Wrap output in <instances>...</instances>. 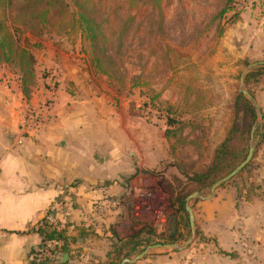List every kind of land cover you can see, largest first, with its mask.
Masks as SVG:
<instances>
[{
    "label": "rangeland",
    "instance_id": "rangeland-1",
    "mask_svg": "<svg viewBox=\"0 0 264 264\" xmlns=\"http://www.w3.org/2000/svg\"><path fill=\"white\" fill-rule=\"evenodd\" d=\"M129 1L89 0L92 16L110 40L116 38L118 26L128 15L135 14L123 45L126 51L122 57L124 64L118 60L120 73H115L112 79L94 71L88 44L77 34L50 32L40 38L27 36L33 44L30 49L36 60L34 69L40 89L44 88L46 79L50 84L54 81L58 85L54 70L61 69L67 77L76 76L80 85L88 84L94 95L103 96L107 103L115 105L116 117L125 124L123 128L128 135L130 131L126 125L129 122L140 135L138 144L129 143L124 148L133 151V164L139 166L134 168L136 172L121 180L119 193L109 195L107 215L101 220L104 222L99 221L100 236L94 240L100 248H108L114 243L109 233L114 224L122 232V238L137 233L138 241L149 242L143 244L139 252L154 244L183 245L191 237L182 250L187 251L200 243L213 247L215 235L210 229L228 225L237 230L234 236L245 244L244 248L219 252L220 257H227L230 264H244L249 259L250 264H264V244L260 249L264 239V67L261 68L264 66V0H235L233 8L238 15L233 20L230 13L221 12L226 6L225 0H184L182 4L172 0L163 7L165 18L159 31L156 25L152 26L156 16L145 10L147 5L143 0H135L136 9L128 7ZM147 38L150 40L145 41ZM1 68L9 69L5 65ZM244 70H247L244 79L258 70L247 83L261 113L254 123L252 135L254 159L248 168L214 191L220 199L235 203L238 215L243 218L235 219V211H230L224 218L210 215L203 218L202 200H192L194 231L191 233L187 220L168 209V202L174 195L170 191H177L178 184L185 182L179 169L188 173L192 168L206 164L204 159L208 162L211 158V147L221 141L231 119L235 92L239 91V79ZM67 83L73 85L72 81ZM243 88L246 89L244 81ZM191 90L200 92L202 98L200 103L187 106L183 97ZM62 98L63 94L59 96ZM167 114L179 122V127L183 126L181 138H165ZM239 119H243L242 112ZM171 145L176 146L174 153ZM125 158L130 160L127 155ZM154 162L158 165L153 167ZM210 187L196 192L206 196ZM172 216L175 217L177 237L168 240ZM255 224H259L262 231L251 227H256ZM227 233L222 238L223 247L229 246L225 239ZM252 233L254 238L247 239L246 236ZM247 243L251 244L248 249ZM172 251L166 247L154 248L145 257ZM145 257L133 264L144 263Z\"/></svg>",
    "mask_w": 264,
    "mask_h": 264
},
{
    "label": "crops",
    "instance_id": "crops-1",
    "mask_svg": "<svg viewBox=\"0 0 264 264\" xmlns=\"http://www.w3.org/2000/svg\"><path fill=\"white\" fill-rule=\"evenodd\" d=\"M54 71L58 85L46 79L43 89L37 85L26 97L18 77L9 69H0V264H31L40 243L32 229L53 203L61 206L57 215L66 222L69 252L46 264L105 261L111 245L100 248L94 240L100 236L99 221L104 222L101 220L107 215L109 195L119 193L121 180L139 166L133 164V151L124 149L129 143H139L132 122L126 125L128 135L125 124L116 117L115 105L94 95L88 84L80 85L76 76L67 77L61 69ZM61 94L64 98L59 99ZM46 100L49 106L42 109ZM31 111L41 113L38 122L23 127V118ZM200 202L203 218H224L230 211H235V219L243 218L236 204L220 199L218 192ZM255 226L251 225L262 231L259 224ZM227 227L210 229L215 235L213 247L200 243L187 251L149 254L142 264H230L219 252L244 248L245 242L235 237L237 230ZM115 231L119 237L123 235L118 226ZM226 232L229 246L225 248L221 243ZM263 244L264 239L260 249ZM250 246L246 244L247 249ZM244 264H250V259Z\"/></svg>",
    "mask_w": 264,
    "mask_h": 264
},
{
    "label": "trees",
    "instance_id": "trees-1",
    "mask_svg": "<svg viewBox=\"0 0 264 264\" xmlns=\"http://www.w3.org/2000/svg\"><path fill=\"white\" fill-rule=\"evenodd\" d=\"M171 1H142L147 5L145 10H150L151 14L156 16L152 26L156 25L157 31L162 28L165 18L163 7ZM225 1L226 6L221 12L230 13V18L233 20L238 15L233 8L235 0ZM177 2L182 4L184 0H177ZM129 5L128 7L131 9L138 7L135 0H130ZM145 10L143 12H146ZM134 15H128L126 20L118 26L116 38L110 40L104 36V29L92 16L89 0H0V66H7L9 71L18 77L23 95L29 97L37 86V77L34 69L36 60L30 49L33 44L30 43L27 36L40 38L50 32H55L57 35L74 33L80 37L81 41L88 44L90 61L94 71L112 79L115 73H120L118 72L120 65L117 62L119 60L122 63V57L126 52H124L123 45L134 22ZM149 40L150 38H147L145 41ZM147 46L149 45L147 44ZM165 48H170L171 50L169 45H165ZM258 70L248 74L244 79V87L252 96L253 93L247 88V83L249 78ZM201 98L202 95L197 90H191L186 93V97H183L185 100L184 104L187 106L200 103ZM198 108L201 107L198 106ZM231 109V119L224 129L221 141L211 147V158L208 162L204 159L206 164L198 165L188 173L179 169L180 175L185 179V182L178 184L177 191H170L174 192V195L168 202V209L172 210L176 216H183L187 222L188 218L184 208L185 197L194 191H201L211 186L215 180L223 177L239 164L247 153L250 131L257 119L256 112L239 91L235 92ZM241 112L243 119L240 121ZM166 116L168 118L164 130L165 138L167 140L181 138L183 126L179 127V122L177 123L175 118L168 114ZM170 147L174 153L176 146L171 145ZM253 159L254 153L251 160L242 170L248 168L252 164ZM32 230L40 237L39 247L48 240H60L62 242L60 249L56 253L53 252L49 258H41L38 262L39 264H46L56 255L69 252L66 223L63 228L56 229L44 219H41ZM110 233L114 243L111 244L107 259L94 264H120L124 258H128L137 252L140 253L143 250L139 252L140 248L149 244L143 239L138 241L136 239L139 236L137 233L129 238L119 237L115 231V226L110 229ZM79 236L82 237V232L79 233ZM176 237L175 227V232L168 236V240ZM36 258L37 252L35 251L31 264H38L35 262Z\"/></svg>",
    "mask_w": 264,
    "mask_h": 264
},
{
    "label": "water",
    "instance_id": "water-1",
    "mask_svg": "<svg viewBox=\"0 0 264 264\" xmlns=\"http://www.w3.org/2000/svg\"><path fill=\"white\" fill-rule=\"evenodd\" d=\"M264 64V62H262ZM247 70H244L240 76L239 82H240V87H239V91L245 96V98L248 100V102L251 104L252 108L254 109V111L256 112V115L258 117L261 116L260 113V109L256 104L255 99L253 98V96L246 90L243 88V81H244V76L246 74ZM256 125H253L250 135H251V140H250V144L246 153L245 158L243 159V161H241L236 167H234L229 173H227L225 176L221 177L220 179H218L217 181H215L210 189H209V194H207L206 196H202L199 192H192L191 194H189L188 196L185 197V212L188 218V223H189V227H190V231L191 233H193L194 231V216H193V212H192V208L190 205V201L192 200H196V199H200V200H207L209 198H211L214 195V191L216 188H218L220 185H222L224 182H226L227 180H229L231 177H233L235 174H237L240 170H242L247 164L248 162L251 160L253 153H254V149H255V145L252 144V135H253V131L255 129ZM169 225H170V235L172 233L175 232V217H171L170 221H169ZM191 241V237H189L185 243L183 245H177V244H172V243H165V244H154V245H148L146 246L140 253H138L137 255H135L132 258H124L120 264H133L134 262L138 261L139 259L143 258V256H145L150 249H154V248H159V247H166V248H170L173 251H178V250H182L184 249L187 244ZM67 256V255H66Z\"/></svg>",
    "mask_w": 264,
    "mask_h": 264
},
{
    "label": "built area",
    "instance_id": "built-area-1",
    "mask_svg": "<svg viewBox=\"0 0 264 264\" xmlns=\"http://www.w3.org/2000/svg\"><path fill=\"white\" fill-rule=\"evenodd\" d=\"M42 109L49 106V101L42 102ZM40 110V109H39ZM39 111H31L30 113L26 114L23 118V127H28L36 124L39 119ZM61 206L58 203H53L49 206L48 210L44 214L43 218L49 225L56 229H61L65 225V221L58 217V213L60 212ZM62 245L60 240H48L46 241L41 247L36 249L37 258L35 262L38 263L40 259L49 258L51 257L52 253H56ZM39 264V263H38Z\"/></svg>",
    "mask_w": 264,
    "mask_h": 264
},
{
    "label": "flooded vegetation",
    "instance_id": "flooded-vegetation-1",
    "mask_svg": "<svg viewBox=\"0 0 264 264\" xmlns=\"http://www.w3.org/2000/svg\"><path fill=\"white\" fill-rule=\"evenodd\" d=\"M173 234V233H172Z\"/></svg>",
    "mask_w": 264,
    "mask_h": 264
}]
</instances>
